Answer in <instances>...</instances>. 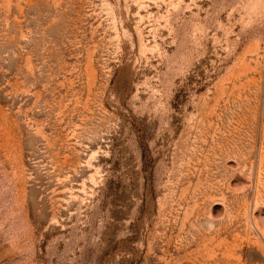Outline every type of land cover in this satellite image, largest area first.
<instances>
[{
	"label": "rangeland",
	"instance_id": "rangeland-1",
	"mask_svg": "<svg viewBox=\"0 0 264 264\" xmlns=\"http://www.w3.org/2000/svg\"><path fill=\"white\" fill-rule=\"evenodd\" d=\"M0 264H264V0H0Z\"/></svg>",
	"mask_w": 264,
	"mask_h": 264
}]
</instances>
